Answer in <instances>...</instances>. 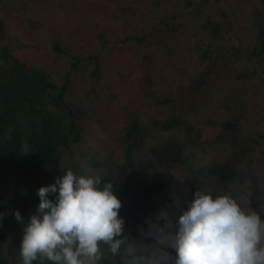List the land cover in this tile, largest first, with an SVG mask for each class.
<instances>
[{
    "label": "trees",
    "instance_id": "obj_1",
    "mask_svg": "<svg viewBox=\"0 0 264 264\" xmlns=\"http://www.w3.org/2000/svg\"><path fill=\"white\" fill-rule=\"evenodd\" d=\"M97 1L0 0V264H264V0Z\"/></svg>",
    "mask_w": 264,
    "mask_h": 264
},
{
    "label": "rangeland",
    "instance_id": "obj_2",
    "mask_svg": "<svg viewBox=\"0 0 264 264\" xmlns=\"http://www.w3.org/2000/svg\"><path fill=\"white\" fill-rule=\"evenodd\" d=\"M167 1L168 0H164L165 3ZM95 3L100 13L102 15L105 14L107 9L105 2L102 3L101 0H98ZM93 6L94 4L92 2H70L68 7L69 9L65 10V7H63L57 1L45 2L43 7V16H45V18L49 22V33L51 34V32L55 29H61V31L63 32L67 26L68 28L71 27L74 30H78V35L80 36V40H77L74 43L73 41H71V43H73L74 46H76L77 43H85L87 45V49H91L93 46V38H91V35H89L83 27L85 18L80 16L79 8L84 7L86 15L92 18L97 15L96 11L93 10ZM182 45L185 47L184 42H182ZM184 50L187 51L186 48ZM184 50L182 52L180 63L186 65L187 57ZM26 58H30V54H28ZM108 61L111 69V75L115 81V84L117 86L119 85L128 97L135 98L137 96L136 92L138 91L137 79L140 72L144 69V63L140 58H138V56H136L135 53H128L126 51L113 54ZM154 63L156 65V68L161 65V63L156 61ZM223 75L222 77H219V79H216L214 81V85H216L218 87L217 89L219 90L224 88L228 89L229 85H231L229 79ZM190 87V80H185V82L182 83V94L184 98L187 96V92ZM232 87L233 86H231V88ZM204 95L205 94H203L202 96ZM184 100H186V98ZM214 133L215 131L211 129H206L204 131L205 136H210Z\"/></svg>",
    "mask_w": 264,
    "mask_h": 264
}]
</instances>
